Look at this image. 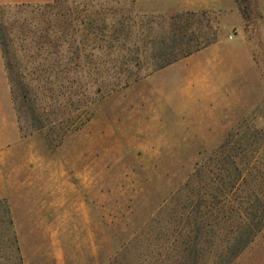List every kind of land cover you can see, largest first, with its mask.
I'll return each instance as SVG.
<instances>
[{
    "label": "rangeland",
    "instance_id": "1",
    "mask_svg": "<svg viewBox=\"0 0 264 264\" xmlns=\"http://www.w3.org/2000/svg\"><path fill=\"white\" fill-rule=\"evenodd\" d=\"M0 45V264H177L194 219L213 264L264 208V0L6 5ZM232 264H264V227Z\"/></svg>",
    "mask_w": 264,
    "mask_h": 264
},
{
    "label": "trees",
    "instance_id": "2",
    "mask_svg": "<svg viewBox=\"0 0 264 264\" xmlns=\"http://www.w3.org/2000/svg\"><path fill=\"white\" fill-rule=\"evenodd\" d=\"M57 0H52L56 3ZM193 51L183 53L182 55H170L160 61L157 68L168 66L181 58L189 56ZM202 170V168H200ZM237 170V169H236ZM237 180L241 179V175H238ZM238 176V177H237ZM238 183V181H237ZM235 185L232 183V186ZM246 209L238 216V222L231 228L230 235L226 236L225 243L219 253L214 254L213 264H232L236 258L253 242L254 238L264 227V208L261 206L260 200L256 197L245 202ZM0 207L4 208L5 215L7 217L6 224L10 229L12 226L10 211L5 200H0ZM232 213V211H231ZM225 214L222 219L227 220L232 218V215ZM227 215V216H226ZM195 227L191 230L193 233L191 244H183L180 251L177 252L178 258L177 264H199L204 255V245L212 244V240H208V232H212L213 238L215 235L219 236V231H213L212 229H206L204 224H201L198 219H194ZM11 238L15 243V236L10 229ZM212 238V237H211ZM17 251V247L15 248Z\"/></svg>",
    "mask_w": 264,
    "mask_h": 264
},
{
    "label": "crops",
    "instance_id": "3",
    "mask_svg": "<svg viewBox=\"0 0 264 264\" xmlns=\"http://www.w3.org/2000/svg\"><path fill=\"white\" fill-rule=\"evenodd\" d=\"M50 1L51 0H0V7L6 6V5H17V4H47ZM225 74L230 80L232 76V68H231V64L228 61L225 65ZM2 88L4 91V96H3L4 99L0 97V104H2V101L3 103L6 104L7 103V88H8V73H7V68L3 62L1 45H0V89ZM7 115H8L7 113H4V114L0 113V119H6ZM0 126H2V124H0ZM13 132L15 133L16 131H13ZM5 137H6V134L3 135V139H2V135L0 134V200L8 197V190H9L8 187L6 186L5 171L3 170L4 169L3 167L5 166V158H6L7 152H9V150L11 149H9L8 145L6 144V140L4 139ZM13 145L11 146V148L16 149L18 146L16 144L13 147Z\"/></svg>",
    "mask_w": 264,
    "mask_h": 264
}]
</instances>
